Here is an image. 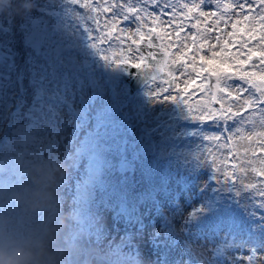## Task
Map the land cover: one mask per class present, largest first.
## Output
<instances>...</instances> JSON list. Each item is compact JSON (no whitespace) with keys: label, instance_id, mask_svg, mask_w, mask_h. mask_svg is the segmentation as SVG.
<instances>
[{"label":"snow or ice","instance_id":"1","mask_svg":"<svg viewBox=\"0 0 264 264\" xmlns=\"http://www.w3.org/2000/svg\"><path fill=\"white\" fill-rule=\"evenodd\" d=\"M80 3L89 13H99L88 15L89 39L103 59L135 69L148 68L149 60L156 62L159 71L167 66L166 78H160L163 86L153 87L157 77L151 76L154 99L182 106L192 122H207L215 131L203 135V140L226 141L217 148H228L234 138L248 141L244 155L231 144L233 158L239 160L231 174L199 156L214 177L201 197L212 203L199 211L192 209L186 218V229L193 221L207 227L202 235L189 236L178 246L183 253L181 264H257L264 255V0ZM113 42L120 48L109 56L105 53L113 50ZM198 94H204V99L193 104ZM241 174L237 183L233 176ZM212 189L217 191L207 195ZM214 197L225 204L235 200L237 207L259 221L247 239H237L244 231L238 216L226 214L217 220V214L208 215ZM220 232L226 235L218 238Z\"/></svg>","mask_w":264,"mask_h":264},{"label":"rangeland","instance_id":"2","mask_svg":"<svg viewBox=\"0 0 264 264\" xmlns=\"http://www.w3.org/2000/svg\"><path fill=\"white\" fill-rule=\"evenodd\" d=\"M17 1L20 2V0ZM58 1H64L67 4L69 2L79 3V0H47V3L53 5ZM223 2H226V0H222V3ZM207 7L212 8L213 6L209 5ZM215 7L216 10H219V6ZM41 32L40 28L35 27V36L38 37ZM47 36L48 31L45 32L44 38H47ZM39 41H41L40 38H34L32 41H29V45L37 49ZM77 41L78 37H76L74 43L77 52L76 57L72 56L67 60L71 62V71L80 72L82 71L81 69L83 65L87 63L86 58L88 53H91L92 51L90 46L86 48L84 41H80L79 43H77ZM64 48L65 47H62V49ZM119 48L120 46H115L113 47V51L118 53ZM60 49L61 47L57 48L56 51ZM3 54L5 55L6 53ZM106 54L110 56V52H107ZM116 58L119 59L118 54ZM165 68L168 70L167 66ZM108 70L110 71L108 78L112 81V85L113 83H117L114 88L117 94L120 95L127 92L129 89L128 85L122 79L123 76H126L125 70L111 64L110 62L108 63ZM96 74L97 76H93L92 79L87 78L84 81L79 80L82 83L81 87L73 82V84L70 85L69 90L64 93V100L56 110L57 115L54 118L55 126L53 127L49 121L51 132L53 129L57 131L55 139L50 138L47 140L49 142L48 149L52 152L54 165L55 167L57 165V168H54V172L52 171V179L49 181V187H47L46 190L49 193V198L56 197L60 201V205L55 208L56 214L55 217H53V228L47 231L42 240L38 243V248L35 251L38 253V257L45 255L51 256V264H87L89 255L95 251L99 252L103 257L107 255H112V258H115L116 256L119 257V255L112 254L109 250L113 249L119 237L113 236L111 239H108L111 242L103 247L90 248L84 244L82 237L77 233V227L73 224L70 215L75 208V200L73 198L75 194L80 195V199L89 197V195L85 196L82 194V190L88 185L89 174L95 173L92 175L94 177L98 174L105 175L106 171H104V169L108 164L100 160L102 159V156H99V151H97L98 145L96 140H94L95 145L90 144L91 135H96V133H94L95 131L99 133L100 130L103 131V129H107L104 123H102V126L97 124V129L95 128L96 115H99L100 119L106 120L107 117L105 116V113L106 111L111 112V99L113 98L112 94L109 92L110 85H108L105 78L101 76L99 69H97ZM161 77L166 78L165 76H159L152 82L153 87L157 85L163 86L161 84ZM76 89H79L78 93L75 92ZM152 92L153 88L151 87V84L147 85L142 93L139 94L141 101L124 104L121 111L125 113L128 123L131 124L133 129L132 133L135 141L131 150V159L133 161L141 164L144 153H146L150 147L156 149L157 145H162L160 153L167 155L169 158L171 157L172 152L175 153V157L172 159L171 163H168V167H166L164 171L165 174L163 176V181L167 183L165 190L163 192L159 191L153 193V197L157 194L162 195L163 202L160 205L161 211L153 213L147 227L146 236L151 244H159L161 246V250L166 256V262L164 264H181L183 253L178 246L188 237L186 234V228L184 227L187 222L186 218L189 216L192 209L196 208L197 205L202 202V197L198 198L197 202L192 200L191 195H197V190L201 186L206 185V174L204 171H208L211 174L209 169L203 166L199 156L203 155L207 162L212 163L215 161L214 166L227 170L225 159L226 151L224 148H217V143L214 140H210V142L205 141L203 148L198 150H185L184 147L180 149L173 146V138L178 135H183V130L181 126L177 124L175 119L179 116H183L186 112L182 106L171 103V101L165 102L162 99H154L152 97ZM71 94H73L72 99L70 96ZM172 94L176 95L177 93L172 91ZM79 95L82 96L84 101H87V97L91 100L87 101L88 107L84 114L80 109L81 102L78 101ZM6 96L7 101L4 103L3 113H0V125L2 123L4 111L8 107L9 97L7 93ZM200 98H204V94H202ZM67 102L72 103L71 106L74 110L72 114L67 112ZM82 115H85L88 118L86 123L74 120V116ZM147 130L156 135V138L160 140L155 141L152 140V138L147 139L145 137V132ZM36 132H38V128L34 131V133ZM13 133L15 136L21 137L19 139L22 140L19 141L15 139L14 142L10 141L5 147V152H3V157L1 159V162L3 163V166L0 169L1 181L9 177L10 174L12 175L13 165L17 163L18 157L22 155V150L19 149L21 148L20 143L25 144L29 141L27 135L24 134L25 127L17 128ZM139 138L141 139V142H139ZM164 141H167L169 144L164 145ZM117 142L120 141L118 140ZM233 142L239 147V154L244 155L248 141H241L234 138ZM121 143L122 142L119 144ZM86 144L90 145V151H86L82 154L80 152L76 153L80 148L85 147ZM51 145H53V148H51ZM13 147L15 148L12 151V153H15L14 157L12 154L10 156L8 151ZM209 147L212 149L211 152L207 151ZM23 153L26 154L27 149H23ZM115 156L116 155L114 154L113 157L115 158ZM9 164L10 170L6 171ZM48 165L49 163L47 161L44 167H48ZM149 166L152 168V161H150ZM138 169L140 170V167ZM201 172H203L204 175H200ZM194 173L200 175L199 180L195 182L189 191L186 189L183 190V178L193 175ZM239 178H242V174ZM83 180L87 181L85 186H81ZM79 184L80 189L79 192H77ZM92 188H94L95 191H99L100 185L93 186ZM3 189L6 191L10 190L9 186L0 188V191ZM203 192H205V190ZM209 194L210 193H208V195ZM9 197H11V195ZM26 204L27 202L25 205ZM76 205L77 208H81V205L77 202ZM23 206L24 203L22 202V207ZM255 221L252 229L259 224L258 220ZM188 228L191 231V224ZM247 237L248 234H245L238 236L237 239H247ZM171 238H173V242H175L174 246H171L169 243V239ZM203 242L204 241H197V243ZM66 252H68V255L70 256L66 257ZM117 264L122 263L118 262ZM257 264H264V255H261L258 258Z\"/></svg>","mask_w":264,"mask_h":264},{"label":"trees","instance_id":"3","mask_svg":"<svg viewBox=\"0 0 264 264\" xmlns=\"http://www.w3.org/2000/svg\"><path fill=\"white\" fill-rule=\"evenodd\" d=\"M22 1V3L24 1H31V0H20ZM41 0H35V5L33 4V6L31 8H29L30 13L32 12H37V7L36 5L40 2ZM28 2V3H29ZM42 3V2H41ZM41 3L38 4V6H41ZM25 10V8L22 6L21 2H18L17 0H0V113H3V106L5 101H7V96L6 93L9 92L7 90V88L10 86L11 89H13V93L16 92V87L18 84V81L16 80V76H15V67L17 64L21 65L20 69L23 75V89H24V96H26L28 93H30V91H32L33 89H31L32 87L29 85V83H31V80H35L33 75H32V68H31V62H30V57L31 55L33 57H35L37 60L39 58H44L46 60V62L49 64V59L51 58V56H45L43 50V46H44V42L43 41H39V46L37 49H35V47L29 45V41H32V39L36 38L38 39L37 36H35L34 34V30H35V26L32 25V21H30V25L29 27H27L26 31L23 33H18L17 30L15 28H13L10 24L9 18L12 17L13 19L11 20V23H16L18 22L19 19V14H22L23 11ZM14 12V13H13ZM12 13V14H11ZM16 13V14H15ZM88 15H91V13H87ZM70 21L75 24L80 32L83 35V38L81 41L85 42L86 48L91 44V40L89 39L90 36V29H86L83 24L81 23V21H79V17L77 15V13H73L70 17ZM89 16L88 19L85 20V22L87 23V20H89ZM19 31V29H18ZM3 53H6L5 55ZM8 55V57H7ZM43 56V57H40ZM69 64V63H68ZM71 64V62H70ZM65 66V65H64ZM61 67V66H59ZM60 69V68H59ZM67 70H69V72L71 73V68L70 67H66ZM83 69V68H82ZM81 69V70H82ZM79 73H82V71H80ZM6 89V90H5ZM25 104L21 105V110H26L27 107V103L29 101V97H25ZM24 112V111H23ZM180 114V112H179ZM186 115L183 116H179L177 117L175 120L176 121H181L183 120V118H185ZM117 118H120V116H115V119L117 121ZM111 119H113L111 117ZM94 134V133H93ZM211 131L207 128H204L202 131L195 133L194 138L191 140V144L197 148V149H201L203 148L205 141L203 140V135H210ZM120 136L121 133H114L113 131H108V132H100L99 134L96 135H91V145H95L94 140H96L98 148L97 151H99V156H102V159H100L102 162L104 163H108L113 165L114 167L111 169L114 171V173H116L117 175H121V173L119 172V169H121L122 167H126L127 169L129 168V166L131 165L132 161H130V159H128V150L125 153V157H118V152L117 151H112V149H114L115 147H121V144H119L120 142H124L127 140H131V137L128 136L127 139L121 137L120 140ZM116 137L118 138V140L120 142H117L118 140H116ZM156 136H154L155 138ZM21 137L19 136H15V139L21 141L22 139H19ZM15 139H12V141L14 142ZM206 142H210V141H206ZM217 145L218 144H222L223 141H216ZM90 145L86 144L85 147L80 148L76 153L80 152L85 153L86 151H90ZM118 148V150H119ZM15 148L13 147L12 149H9V155L14 157L15 153H12V151ZM127 149V148H126ZM16 151V150H15ZM3 152H5V148L3 150ZM116 155L115 158L113 157V155ZM3 157V154L1 155V159ZM163 160L164 158H162L161 160L158 161L159 165H163ZM149 156H145V163L149 162ZM114 163V164H113ZM3 166V165H2ZM2 168V167H1ZM10 170V164L8 165L6 171ZM145 173V178H149V179H154L151 176V173L145 169L144 171ZM95 173H91L89 176L92 180H96L99 179V174L96 175V177L92 176ZM103 175H101L102 177ZM11 177V175L9 176ZM100 177V178H101ZM159 179V176H158ZM99 181H101L99 179Z\"/></svg>","mask_w":264,"mask_h":264},{"label":"clouds","instance_id":"4","mask_svg":"<svg viewBox=\"0 0 264 264\" xmlns=\"http://www.w3.org/2000/svg\"><path fill=\"white\" fill-rule=\"evenodd\" d=\"M38 253L27 240L0 239V264H38Z\"/></svg>","mask_w":264,"mask_h":264},{"label":"water","instance_id":"5","mask_svg":"<svg viewBox=\"0 0 264 264\" xmlns=\"http://www.w3.org/2000/svg\"><path fill=\"white\" fill-rule=\"evenodd\" d=\"M148 50L145 49V55H147ZM158 59H162L159 52H157ZM149 64L148 68H142V69H135L130 67H123L127 70V78H125L126 83L129 85L130 89H137L142 87L144 84H146L148 81L151 80V76L155 75L156 77L164 76L165 71H159L158 65H156L155 61L149 60L147 61Z\"/></svg>","mask_w":264,"mask_h":264}]
</instances>
